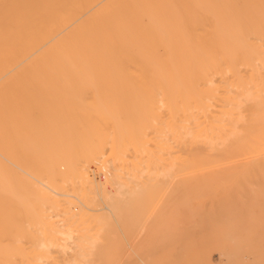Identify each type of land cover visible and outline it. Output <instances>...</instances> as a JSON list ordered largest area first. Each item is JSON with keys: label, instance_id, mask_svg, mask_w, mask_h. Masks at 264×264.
I'll list each match as a JSON object with an SVG mask.
<instances>
[{"label": "bare ground", "instance_id": "bare-ground-1", "mask_svg": "<svg viewBox=\"0 0 264 264\" xmlns=\"http://www.w3.org/2000/svg\"><path fill=\"white\" fill-rule=\"evenodd\" d=\"M80 86L95 96L166 97L174 156L164 175L226 158L237 151L243 127H264V0H0V240L9 235L29 243L14 249L0 243V264H13L17 255L23 264H37L27 257L66 248L71 230L48 224L42 207L47 189L82 202L80 192L61 191L73 159L104 158L113 190L103 194L114 212L124 187L115 164L127 148L145 158L143 168L153 169V152L144 146L145 129L155 127L151 109L139 104L126 118L119 106H62L32 97L71 94ZM61 117L63 123L50 124ZM225 128L231 130L223 136ZM72 135L85 138L83 150ZM79 165L84 186L87 172ZM149 184H141V192ZM48 202L59 205L54 198ZM68 207L61 211L67 224L77 215ZM32 223L38 227L30 232Z\"/></svg>", "mask_w": 264, "mask_h": 264}, {"label": "rangeland", "instance_id": "rangeland-1", "mask_svg": "<svg viewBox=\"0 0 264 264\" xmlns=\"http://www.w3.org/2000/svg\"><path fill=\"white\" fill-rule=\"evenodd\" d=\"M25 82L31 81L19 80L18 83ZM49 82L59 85L63 81ZM74 90L71 94L57 97L48 94L32 97L36 101L43 99L50 104L56 101L62 106L81 103L119 106L126 118L131 116L128 112H132L134 106L142 105L151 109L155 127L145 129L144 146L153 152L151 170L154 173L143 168L146 165L143 162L145 158H141L140 154L136 156L135 150L127 148L123 160L115 164L120 168V180L124 187L123 194L116 196L114 212L106 207L108 199L103 194V191L113 190L107 181L111 169L103 166L104 158L89 159L86 162L73 159L69 174L60 182L61 191L80 192L82 202L74 196L54 194L47 189L49 196L46 205L42 207L46 222L62 230H71L73 240L67 243L66 248L59 246L46 249L45 255L38 258L40 260L26 256L28 261L37 264H264L263 126L250 127L253 132L249 127H243L242 134L238 132L241 127L234 129L238 132L236 135L244 137L236 143L238 149L232 155L219 157L193 171L175 172L169 177L164 174L171 169L169 165L172 166L174 154L168 149L166 128L169 126L170 111L165 96L156 93L151 99L149 96L138 99L133 94L118 96L109 91L95 96L81 86ZM137 99L139 101H135ZM242 115L250 116L249 110L243 111ZM89 117L95 120V124L100 121L94 114ZM142 117L145 118L144 113ZM57 119L50 121L53 127L61 122L62 117ZM229 130L225 128L221 135H229ZM209 134L212 135L211 132ZM69 138L78 139L80 149L87 144L85 138L80 136L76 138L72 135ZM253 138L256 142L252 141ZM207 147V144L201 146L203 149ZM139 161L142 168L136 165ZM79 164H83L87 172V184L84 186H81L76 173ZM222 165L225 167L222 168ZM162 170L164 173L161 176ZM27 176L29 179L30 176ZM145 181L151 183V187H148L150 190L141 192L139 186ZM52 198L59 202L58 207H50L48 200ZM68 200L72 202L68 203ZM67 206L69 209L72 206L71 211H77L75 221L68 224L61 212ZM27 227L32 228L27 229L33 232L38 225L32 223ZM16 236L18 234L14 233L13 237ZM9 237L4 235L0 240L9 249H14L16 245H29L26 241ZM58 237L60 244L64 243L65 236L59 234ZM92 242L94 245L91 246ZM20 261L17 255L13 264H23Z\"/></svg>", "mask_w": 264, "mask_h": 264}]
</instances>
